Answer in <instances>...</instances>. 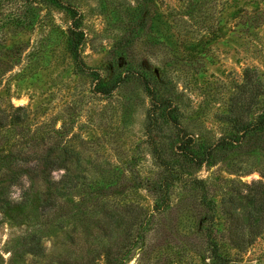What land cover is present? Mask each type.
Instances as JSON below:
<instances>
[{
  "label": "rangeland",
  "instance_id": "obj_1",
  "mask_svg": "<svg viewBox=\"0 0 264 264\" xmlns=\"http://www.w3.org/2000/svg\"><path fill=\"white\" fill-rule=\"evenodd\" d=\"M263 116L264 0H0V264H264ZM176 132L232 142L160 207ZM48 144L68 161L42 207L22 168Z\"/></svg>",
  "mask_w": 264,
  "mask_h": 264
},
{
  "label": "trees",
  "instance_id": "obj_2",
  "mask_svg": "<svg viewBox=\"0 0 264 264\" xmlns=\"http://www.w3.org/2000/svg\"><path fill=\"white\" fill-rule=\"evenodd\" d=\"M47 1H56V0H47ZM74 27L69 29V40H68V46L71 50V52L74 55V58L78 61V53H77V36ZM76 63L78 64L79 61ZM80 65V64H79ZM119 80H111L108 79L104 82H99L97 85H94L95 89L101 93H110V91L116 87ZM145 85V89H147L148 92L152 91V94H154L152 88L149 86L148 82ZM96 84V83H95ZM159 104H164L166 109L162 112L164 117L173 123L174 126L178 125V122L170 115V112L173 110L174 105L172 100L169 97H165L160 100V102L157 101ZM23 107L20 105H17L14 107V109H22ZM23 117V114H13L11 117L13 121L11 122H20ZM8 122V119H7ZM9 124V123H7ZM262 125H264V116L261 118L258 129H261ZM243 133L249 130L248 127L243 126L242 129ZM254 135V139H261L257 136V133H251L250 135ZM264 135V134H263ZM264 136L262 137L263 140ZM232 141H229L228 139L225 140L223 138L218 139L216 142L209 144L208 146H203L202 148L199 147L200 145L198 142L196 143L190 136L184 135L183 133L176 132L175 133V139L170 144L172 153L177 156L176 160L169 161V157L165 158L163 155L162 150V143L161 142H154V153L155 156L160 164L163 165L164 170L160 174L159 177L153 178L151 180V186L153 190L156 193V200L155 205L160 206L162 205V202L165 201L167 198L165 196L166 188L169 186V184L174 180H182V181H190L193 182V178L189 176L187 173V170L189 167H196L199 166L203 161L208 160L216 151V149H223L226 144H230ZM264 144V141H262ZM201 148V151L199 150ZM168 149H169V142H168ZM31 160L33 162L31 163ZM9 162V160H7ZM68 159L66 156L62 157L61 155H56L54 153V147L53 144H48L43 148V150L36 154L35 156H31L30 154L27 155V158L25 159L23 163V173L28 175L32 178H39L40 181L43 183V188L41 189V196H42V207H47L50 204H53L56 200V192H58L56 181L51 179V172L54 169H57L58 167H64L67 168ZM19 167H15L12 171H8V176L10 178V181L12 183H20V171ZM68 173V172H67ZM92 213V212H91ZM112 221L110 222V224ZM111 226V225H110ZM115 227L114 225L109 227L107 225V229H102V232H105L107 230V233L110 232V230ZM109 250V249H108ZM107 260L113 264L114 259H116L115 252L110 251L107 252ZM217 259H219L220 264H236V263H227L225 258H222L220 256H217Z\"/></svg>",
  "mask_w": 264,
  "mask_h": 264
}]
</instances>
